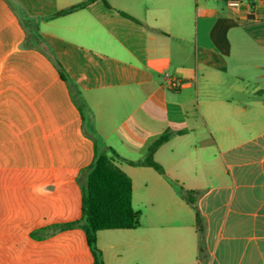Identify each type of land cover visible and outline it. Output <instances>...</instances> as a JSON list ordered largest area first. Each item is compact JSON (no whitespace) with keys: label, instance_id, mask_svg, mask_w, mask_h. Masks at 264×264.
<instances>
[{"label":"crops","instance_id":"0c3cea01","mask_svg":"<svg viewBox=\"0 0 264 264\" xmlns=\"http://www.w3.org/2000/svg\"><path fill=\"white\" fill-rule=\"evenodd\" d=\"M84 1L0 0V264H94L84 230L62 226L82 218L96 145L140 214L97 233L104 264H264V0H98L55 16ZM167 131L165 176L128 162ZM172 181L195 192L201 254Z\"/></svg>","mask_w":264,"mask_h":264},{"label":"trees","instance_id":"16d2710c","mask_svg":"<svg viewBox=\"0 0 264 264\" xmlns=\"http://www.w3.org/2000/svg\"><path fill=\"white\" fill-rule=\"evenodd\" d=\"M98 0H86L82 3L61 10L55 16H63ZM109 7L108 0H100ZM253 1L251 6H253ZM123 15L128 16L123 13ZM62 78H66L64 70L58 63ZM264 90H259L257 95H263ZM174 132L167 131L152 142L146 155L138 161H128L132 165H142L154 168L165 176L163 166L158 163L154 154L156 150L167 142ZM108 151L119 157L112 148ZM120 158V157H119ZM85 182L82 193V218L76 222L66 223L65 229L81 227L88 241V245L94 255V264H104L102 252L97 247V233L108 229H135L140 225V214L136 212L132 204V180L120 168L115 166L112 158L96 145L93 163L86 169ZM182 198L196 211L198 233L200 235V254L204 251V227L202 218L196 204L194 191L187 190L177 182L172 181Z\"/></svg>","mask_w":264,"mask_h":264},{"label":"built area","instance_id":"2783aa9c","mask_svg":"<svg viewBox=\"0 0 264 264\" xmlns=\"http://www.w3.org/2000/svg\"><path fill=\"white\" fill-rule=\"evenodd\" d=\"M227 1H228V4H229L230 6H233V7H239L240 4H241L240 0H227ZM180 85H182V83L179 82L178 80H172V81H170V82L168 83V86H169L170 88H176V87H178V86H180Z\"/></svg>","mask_w":264,"mask_h":264},{"label":"clouds","instance_id":"9594fccd","mask_svg":"<svg viewBox=\"0 0 264 264\" xmlns=\"http://www.w3.org/2000/svg\"><path fill=\"white\" fill-rule=\"evenodd\" d=\"M34 191H35L37 194H40V193L43 192V189H41V188H36V189H34Z\"/></svg>","mask_w":264,"mask_h":264}]
</instances>
